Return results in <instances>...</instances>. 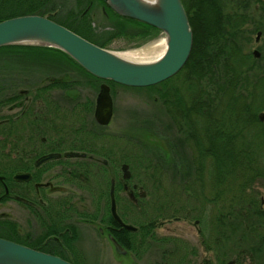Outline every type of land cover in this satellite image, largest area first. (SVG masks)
I'll return each instance as SVG.
<instances>
[{"label":"trees","instance_id":"trees-1","mask_svg":"<svg viewBox=\"0 0 264 264\" xmlns=\"http://www.w3.org/2000/svg\"><path fill=\"white\" fill-rule=\"evenodd\" d=\"M242 1V8H236V0H182L194 39L187 64L166 82L131 89L154 94L152 97L159 99L170 117L165 134L173 128L182 135L172 142L153 130L146 133V139L138 141L142 155L152 154L146 166L140 167L149 184L163 189L162 180L173 175V179L181 178L180 187L189 198L177 205H150L153 211L148 216L149 226L171 219L199 220L202 237L213 238L216 246L212 245V249L221 263L235 260L238 264H264V206L255 188H264V123L259 117V111L264 109V71L256 72L255 60L246 52L251 35L262 25L252 22L251 16L243 12L247 9L245 4L254 0ZM57 6L58 15L48 19L104 49L123 36L161 34L153 27L117 15L108 7L102 13L113 26L104 33L105 30L93 26L89 15L83 14L86 3H77L68 13L62 5ZM103 6L105 2L101 0ZM17 49L32 50L30 54L40 62L48 60V77L53 81L74 82L84 76L101 82L57 49L7 46L0 48V53ZM56 73L60 77H55ZM107 83L111 87L121 86ZM258 91L261 96L257 97ZM164 139L168 146L165 150L161 148V142L166 145ZM189 147L193 149L191 160L183 153ZM9 200L0 191V204ZM44 227L46 233L42 238L21 237L13 223L0 216V238L56 255L55 249L48 247V225ZM72 254L64 250L59 256L80 264Z\"/></svg>","mask_w":264,"mask_h":264},{"label":"flooded vegetation","instance_id":"flooded-vegetation-1","mask_svg":"<svg viewBox=\"0 0 264 264\" xmlns=\"http://www.w3.org/2000/svg\"><path fill=\"white\" fill-rule=\"evenodd\" d=\"M64 1L55 0L54 6L52 0H0V18L36 15L48 19L58 15L57 5ZM74 2L76 6L86 3L83 14L91 19L100 9L106 12L101 0ZM262 4L264 0H256L255 6ZM31 52L0 53V191L10 199L0 206L16 202L37 225L36 230L25 232L20 223L0 213L13 223L15 232L37 240L44 237L47 224L48 247L55 249V256L64 250L73 252L71 256L80 264L87 260L78 244L86 241L93 242L94 248L109 247L116 264H235L233 260L221 263L201 235L198 248H187L174 237L159 234L163 221L149 226L150 205L156 204L150 203L151 193L144 190L148 177L142 169L146 183L134 182L128 162L118 161L112 152L116 137L107 131L112 120L107 126L96 120L105 82L84 76L80 77L84 81H53L48 77V60L40 62ZM85 88L97 91L96 97L83 96ZM110 95L114 115L111 87ZM151 157L143 153L140 167ZM124 165L129 166V179H124ZM113 199L122 223L134 230L116 220ZM194 221L196 226L201 224ZM86 231L96 236L87 237Z\"/></svg>","mask_w":264,"mask_h":264},{"label":"water","instance_id":"water-1","mask_svg":"<svg viewBox=\"0 0 264 264\" xmlns=\"http://www.w3.org/2000/svg\"><path fill=\"white\" fill-rule=\"evenodd\" d=\"M117 15L159 30L166 36V51L156 61H130L95 45L70 29L41 16H21L0 22V48L32 46L57 49L78 63L92 76L132 88L156 86L176 76L187 64L193 48V31L182 0H104ZM256 57L260 54L254 52ZM113 117L110 87H101L96 120L107 126ZM264 121V114L260 115ZM124 179L131 174L122 167ZM2 178L0 177V181ZM112 213L120 220L113 199ZM0 264H72L61 257L43 253L0 238ZM228 264H234L230 262Z\"/></svg>","mask_w":264,"mask_h":264},{"label":"rangeland","instance_id":"rangeland-1","mask_svg":"<svg viewBox=\"0 0 264 264\" xmlns=\"http://www.w3.org/2000/svg\"><path fill=\"white\" fill-rule=\"evenodd\" d=\"M74 3V0H67L65 1V4L61 3L60 5H62V9H64V11H70L74 8ZM242 3H244L242 0H236L235 7L242 8ZM255 5V0L249 4L246 3L245 7H247V9L243 12H246V14L251 16V20H253L252 22L259 23L262 26L260 27V30H257L251 35V42L247 45L246 52L250 53L253 56L255 60V66L257 67L256 72H263L264 6L261 5V7H258ZM102 12L103 11L100 9V11L95 16H93V26L105 30L104 33L110 32V29L113 25L111 21L105 17L106 15H104ZM165 40L166 36L162 33H152L147 37L123 36L114 39L107 46V49L115 54L124 55L132 51H138L153 45H157ZM256 51L259 52V57H256L254 55V52ZM60 75L61 74L56 73L55 77H60ZM82 79L83 78H79V80L81 81L85 80V78L83 80ZM91 90L89 88H85V94L83 93V96L95 98L97 95V91ZM111 90L114 100V115L109 128H107V131H109L110 134L113 133L112 136L116 137L115 141L113 140V143L111 144L112 152L118 161L128 162L131 167L133 176L135 175V183L138 184V182L142 181L143 184H145L146 179L143 175L144 172H142V169L139 165V162L141 161L143 155L141 145L138 141L146 139V133L152 132L153 130H156L160 138L162 136H165L168 141L170 139L172 142L174 141V139L176 140V137L179 138L182 137V135H180L177 130H173V128L165 134L164 127L167 126V123H169L170 117L168 115V112L166 111V107L163 106V104L157 97H152V95L154 94H152L150 91L125 88L123 86H113L111 87ZM260 93L261 92L259 91L257 92V97L259 95L261 96ZM261 114H264V109L259 111V116ZM145 128H147V130H145ZM163 142L164 144H166L165 139L163 140ZM166 147L168 148L167 144L163 146L161 142V148L165 149ZM183 153L190 160L194 157L192 147L186 148L185 152ZM172 176L173 175L168 174L166 175V178L162 180L161 185L163 186V189L159 186L155 187L154 185L152 187L151 183L145 184L147 188L144 189L145 192L151 193V196L149 197L150 203L163 204L169 202L171 204L177 205V203L182 204L189 199L180 187L181 178L173 179ZM255 188L256 191L260 192L264 206V188H261V186H256ZM0 213L9 215L11 219L20 223L22 230H24L25 232L34 231L37 229L36 222L32 220L29 217L28 213L16 202L10 201L4 205H1ZM86 229L88 228L86 227ZM202 230V225L200 224L199 226H196L193 219H171L164 220L162 222L159 234L161 236L174 237L172 240L181 243L183 246H187V248H193L198 244L197 242L200 239V235L202 236L199 231ZM84 234L87 237L96 236V234L93 232L91 234H88V232L86 231L84 232ZM212 234H214V232H212ZM205 238H207L208 240V245H214L212 243L213 238H210L208 236H206ZM93 245L94 243L91 241H86L84 243L78 244V248L82 251L84 258L87 260L86 264H116L112 258L113 252L109 247L106 248L101 245L99 246L100 248H94ZM215 246L216 245H214V247ZM99 256L101 257V259L97 258ZM242 264L252 263H250V261H246Z\"/></svg>","mask_w":264,"mask_h":264},{"label":"bare ground","instance_id":"bare-ground-1","mask_svg":"<svg viewBox=\"0 0 264 264\" xmlns=\"http://www.w3.org/2000/svg\"><path fill=\"white\" fill-rule=\"evenodd\" d=\"M166 47L167 43L166 41H163L157 45H153L138 51H132L120 56L130 61L151 62L158 60L165 53Z\"/></svg>","mask_w":264,"mask_h":264}]
</instances>
